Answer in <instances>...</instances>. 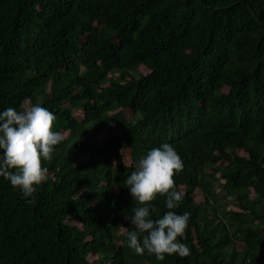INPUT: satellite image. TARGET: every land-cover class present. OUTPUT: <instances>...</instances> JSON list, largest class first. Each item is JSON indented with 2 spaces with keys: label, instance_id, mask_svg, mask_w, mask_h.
I'll return each instance as SVG.
<instances>
[{
  "label": "trees",
  "instance_id": "1",
  "mask_svg": "<svg viewBox=\"0 0 264 264\" xmlns=\"http://www.w3.org/2000/svg\"><path fill=\"white\" fill-rule=\"evenodd\" d=\"M35 103L67 135L35 198L0 177V264H264V0H0V110ZM161 143L191 252L157 260L125 179Z\"/></svg>",
  "mask_w": 264,
  "mask_h": 264
},
{
  "label": "clouds",
  "instance_id": "2",
  "mask_svg": "<svg viewBox=\"0 0 264 264\" xmlns=\"http://www.w3.org/2000/svg\"><path fill=\"white\" fill-rule=\"evenodd\" d=\"M57 117L41 103L28 107L20 105L0 110V177L14 189H19L27 200L35 198L38 186L48 179V168L43 161L52 159L55 146L65 137L53 130ZM184 169V161L169 143L151 147L135 162L125 179L132 200L128 218L133 230L126 232L127 247L137 255L148 253L157 260L165 255H190L191 249L183 242L190 220V212L177 213L184 193L178 190L174 176ZM160 195L168 211L154 218L152 203Z\"/></svg>",
  "mask_w": 264,
  "mask_h": 264
},
{
  "label": "rangeland",
  "instance_id": "3",
  "mask_svg": "<svg viewBox=\"0 0 264 264\" xmlns=\"http://www.w3.org/2000/svg\"><path fill=\"white\" fill-rule=\"evenodd\" d=\"M141 69H142L143 73L148 72V70L146 68H144V67H141ZM227 89H228L227 87H224L223 88L224 91H227ZM80 114L81 113H78V112L75 111V117L76 118H80ZM126 114H127V117L129 118L132 113H131L130 110H128L126 112ZM66 135H67V132H64V135L63 136H66ZM104 135H105V132L104 131H101V133L98 134L97 137H96L97 141L100 142V140L103 139ZM123 154H124V161H125L126 165H128L129 162H130L129 150L126 151V152L124 151ZM79 158H80V160H88L89 157H88L87 154H82L81 156H79ZM77 224L80 225L79 223H77ZM88 258L90 260L96 259V257L95 256H92V255H89Z\"/></svg>",
  "mask_w": 264,
  "mask_h": 264
}]
</instances>
